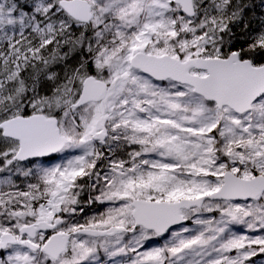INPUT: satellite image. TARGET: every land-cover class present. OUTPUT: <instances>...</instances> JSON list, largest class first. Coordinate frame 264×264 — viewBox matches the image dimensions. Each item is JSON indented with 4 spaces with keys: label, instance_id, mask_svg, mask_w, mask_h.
I'll list each match as a JSON object with an SVG mask.
<instances>
[{
    "label": "snow or ice",
    "instance_id": "obj_1",
    "mask_svg": "<svg viewBox=\"0 0 264 264\" xmlns=\"http://www.w3.org/2000/svg\"><path fill=\"white\" fill-rule=\"evenodd\" d=\"M256 257L264 0H0V264Z\"/></svg>",
    "mask_w": 264,
    "mask_h": 264
},
{
    "label": "trees",
    "instance_id": "obj_2",
    "mask_svg": "<svg viewBox=\"0 0 264 264\" xmlns=\"http://www.w3.org/2000/svg\"><path fill=\"white\" fill-rule=\"evenodd\" d=\"M261 259H264V258L256 257V258H255V260H256V264H260V263H261Z\"/></svg>",
    "mask_w": 264,
    "mask_h": 264
},
{
    "label": "rangeland",
    "instance_id": "obj_3",
    "mask_svg": "<svg viewBox=\"0 0 264 264\" xmlns=\"http://www.w3.org/2000/svg\"><path fill=\"white\" fill-rule=\"evenodd\" d=\"M261 264V263H260Z\"/></svg>",
    "mask_w": 264,
    "mask_h": 264
}]
</instances>
